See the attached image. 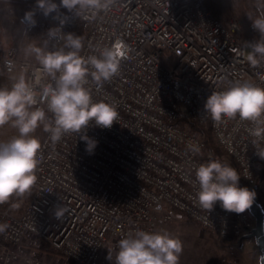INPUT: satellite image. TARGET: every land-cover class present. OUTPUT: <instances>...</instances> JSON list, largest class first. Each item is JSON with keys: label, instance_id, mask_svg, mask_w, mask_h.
I'll use <instances>...</instances> for the list:
<instances>
[{"label": "built area", "instance_id": "built-area-1", "mask_svg": "<svg viewBox=\"0 0 264 264\" xmlns=\"http://www.w3.org/2000/svg\"><path fill=\"white\" fill-rule=\"evenodd\" d=\"M44 18L59 26L63 20L64 33H71L78 19L64 8ZM80 20L81 55L116 39L128 46L117 75L102 85L89 84L93 100L114 105L119 119L110 129L89 125L86 134L97 142L92 153L77 134L53 144L44 133L33 197L18 215L0 204V223L9 226L0 234V264H45L24 249L29 237L74 264H99L105 254L116 256L120 239L136 230L156 232L159 221L175 213L222 238H247L255 223L250 210L227 212L219 202L210 212L200 208L195 169L208 160L203 135L188 126V120L211 125L217 145L238 167L245 187L257 186L264 207V174L259 178L264 159L256 154L249 123H215L204 112L207 97L229 81L264 86V65L253 68L236 55L253 42L242 20L213 13L205 0H116L107 13ZM62 44L54 40L49 50ZM0 58L4 71L27 68L29 78L38 67L14 45ZM60 206L66 212L57 219Z\"/></svg>", "mask_w": 264, "mask_h": 264}, {"label": "clouds", "instance_id": "clouds-1", "mask_svg": "<svg viewBox=\"0 0 264 264\" xmlns=\"http://www.w3.org/2000/svg\"><path fill=\"white\" fill-rule=\"evenodd\" d=\"M116 0H36L35 10L25 13L26 22L33 26L39 11L45 17L67 9L78 18L96 19L107 13ZM260 10L255 18L249 17L252 27L260 34L253 42H245L248 51H237L253 67L264 65V0H256ZM55 19V16H53ZM60 26L50 28L44 45L29 43L24 51L38 64L31 78L24 68L11 78L10 86L0 87V128L5 125L16 130V135L0 141V204L13 197L30 195L37 183L41 142L34 135L36 129L50 134L53 144L65 135L77 134L86 143V151L92 153L96 141L86 133L90 124L110 129L119 119L116 107L107 102L95 101L90 83L102 85L119 73L121 61L128 55V46L116 39L111 46L94 48L93 54L84 56L83 39L74 33H64ZM62 40L61 46L49 50L48 41ZM49 82L45 83L44 81ZM204 112L215 123L225 119L248 122V134L256 154L264 159V86L251 81H229L228 86L212 92L204 104ZM194 152L200 149L189 145ZM240 174L229 164L219 160L201 163L195 169L196 199L201 209L210 212L217 202L227 212L241 214L249 210L257 193L240 187ZM12 208H18L13 203ZM66 208L55 210V217L62 219ZM9 226L0 223V234ZM183 243L179 237L166 230L148 232L136 230L119 240L115 264H179ZM108 259L111 260L110 255Z\"/></svg>", "mask_w": 264, "mask_h": 264}, {"label": "rangeland", "instance_id": "rangeland-1", "mask_svg": "<svg viewBox=\"0 0 264 264\" xmlns=\"http://www.w3.org/2000/svg\"><path fill=\"white\" fill-rule=\"evenodd\" d=\"M16 1H23V3L6 4L0 8V43L3 51L8 46L14 45L18 49L21 58L35 61L34 57L25 54V47L33 42L44 45L48 39V30L59 25L55 20L46 19L40 12L36 11L34 16L36 23L33 26L24 19L26 12L33 11L27 3L36 2V0ZM54 2L60 4V0H54ZM77 21H81L80 18ZM51 42L48 41L47 43L48 49ZM20 72L21 70H16L13 73H8L0 68V87L10 86L11 78L18 76ZM44 133L43 126H40L36 129L34 135L41 141ZM16 134L14 128L5 125L0 128V141H7ZM230 162L231 165H234L232 167L238 168L232 160ZM238 184L240 187H245V182L241 178ZM162 230L179 237L182 241L183 252L179 264H260L259 251L254 238H245L240 241L234 238H222L181 213H175L169 220L161 219L156 231ZM29 238L27 242H32L34 246L28 252L39 256L38 249L47 246L36 238ZM108 256V254H105L100 264H115V257L109 260Z\"/></svg>", "mask_w": 264, "mask_h": 264}, {"label": "trees", "instance_id": "trees-1", "mask_svg": "<svg viewBox=\"0 0 264 264\" xmlns=\"http://www.w3.org/2000/svg\"><path fill=\"white\" fill-rule=\"evenodd\" d=\"M14 3H23V1L0 0V8L2 5H6V4L12 5ZM205 4L213 13L223 18L227 19L229 17H237L241 19L242 24H243L244 34L251 40L255 41L260 38V34L256 30L253 29L252 21L249 19V17L255 18L258 12L260 11L256 6V0H205ZM27 5H30L32 9L35 10L36 2L35 1L28 2ZM72 33L76 35H80L82 39L84 40L85 31H84L81 21H76L75 27L72 30ZM2 52H3V47L1 46V43H0V54ZM0 68H2L1 58H0ZM188 126L192 132L200 133L203 135L204 140H205V153H206L204 158H206L208 161L209 160H219L222 164L231 165L230 157L222 152L221 148L217 145L216 141L214 140L213 133H212V127L209 123L201 124L197 121L188 120ZM207 154H210V155H207ZM231 166H234V165H231ZM237 171H238V168H237ZM263 174H264V163L259 168V178H262ZM240 178L242 179L241 176ZM34 192L35 190L33 188L30 195H26L23 198H16L13 203H18L19 207L14 209L10 206L12 212L17 215L21 214L24 211L26 204L33 197ZM259 197L261 200L260 194H259ZM12 204L10 200L9 202L4 203L2 205L3 207H7Z\"/></svg>", "mask_w": 264, "mask_h": 264}, {"label": "water", "instance_id": "water-1", "mask_svg": "<svg viewBox=\"0 0 264 264\" xmlns=\"http://www.w3.org/2000/svg\"><path fill=\"white\" fill-rule=\"evenodd\" d=\"M247 188L254 190L257 193V196L253 206L249 209L254 216L255 223L251 229V232L248 233L246 237L255 239L256 246L259 251V262L260 264H264V207L260 200L257 186L250 185L247 186Z\"/></svg>", "mask_w": 264, "mask_h": 264}, {"label": "crops", "instance_id": "crops-1", "mask_svg": "<svg viewBox=\"0 0 264 264\" xmlns=\"http://www.w3.org/2000/svg\"><path fill=\"white\" fill-rule=\"evenodd\" d=\"M31 243L27 242L26 239L25 244L23 245L26 251H30V249L33 248L34 244ZM38 250H39V257L44 261L45 264H74L72 263V261H70L62 254H59L48 247L41 248Z\"/></svg>", "mask_w": 264, "mask_h": 264}]
</instances>
